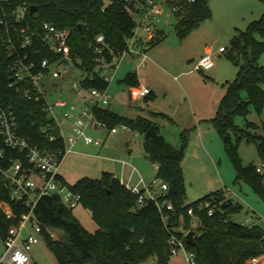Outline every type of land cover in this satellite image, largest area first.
I'll list each match as a JSON object with an SVG mask.
<instances>
[{
    "label": "trees",
    "instance_id": "16d2710c",
    "mask_svg": "<svg viewBox=\"0 0 264 264\" xmlns=\"http://www.w3.org/2000/svg\"><path fill=\"white\" fill-rule=\"evenodd\" d=\"M24 1L36 7L40 20L48 21L58 29H69L71 57L83 71L81 86L106 91L108 80L101 74L100 61L113 66L115 58L127 48L135 29V22L123 0H16V4ZM208 1L168 0L169 5L176 8L175 26L180 40L211 16ZM260 1L264 4V0ZM78 25H81L82 33ZM100 34L105 38V46L97 53L96 38ZM163 37L164 31L158 30L149 44L153 46ZM263 52L264 14L232 38L228 58L237 67V75L232 82H227L225 95L210 122L234 164L237 179L249 183L264 199V175L258 173L253 164L244 166L238 151L241 139L254 142L258 156L264 161V125L262 132L256 133L259 126L253 122L247 121L244 127L235 123L238 115L246 117L252 111L261 114L264 110V66L258 62ZM44 57H50L45 50L37 59ZM10 62L11 58L0 43V99L12 107L20 136L30 139L42 150L63 151L59 128L43 111L42 102L27 99L22 93L8 88ZM121 82L129 88L140 85L135 72L128 73ZM155 97L151 92L145 100L150 102ZM93 112L98 120L111 128L121 124L143 136L146 157L158 165L156 178L168 186L159 199L170 200L173 210L167 212L168 219L164 221L154 202L148 201L146 206L138 207L137 197L110 172H103L98 179L83 177L73 185L59 174V180L80 195V204L90 211L99 227L95 232H89L58 194L43 195L33 213L43 227V240L59 264H146L150 258H155L157 264H169L172 255L168 241L172 236L184 239L193 229L197 239L193 245L186 243V248L195 254L196 264H249V260L264 256V228L231 220L233 214L243 210L241 203L228 200L221 191L190 203L186 201L181 163L189 131L182 132L181 146L177 148L153 121L143 117L124 118L98 106ZM7 155L27 165L25 153L7 151ZM1 165L6 168L9 162L3 161ZM1 202L8 203L14 213V217L9 218L0 206V238L5 243L28 208L12 198L0 173ZM206 203L209 207H204ZM209 208L213 209L210 216L207 214ZM189 209L193 215L188 214ZM194 220L198 222L196 228H193ZM52 230H60L63 235L55 238Z\"/></svg>",
    "mask_w": 264,
    "mask_h": 264
},
{
    "label": "built area",
    "instance_id": "2783aa9c",
    "mask_svg": "<svg viewBox=\"0 0 264 264\" xmlns=\"http://www.w3.org/2000/svg\"><path fill=\"white\" fill-rule=\"evenodd\" d=\"M123 2L127 5V11L135 22V29L133 37L128 41L127 48L120 57L141 56L143 60L146 58L145 49L160 30L164 6H168L173 13L176 8L169 5L168 0H123ZM31 6L26 1L16 4V0H0V43L11 58L8 88L22 93L27 99L42 102L43 111L59 128L64 149L53 153L48 152L33 144L30 139L20 136L12 107L7 106L0 99V173L12 198L28 208V212L19 218L12 235L5 241V251L0 257V264H33L31 259L33 247L43 240V227L36 220L33 210L43 195L58 194L63 204L69 209L80 205V195L58 178L60 164L78 140H83L87 145L99 146L100 141L88 136L86 130L107 126L106 123L98 120L93 112L94 107L108 104L109 96L105 91L96 88L85 89L80 82H73L71 91L77 96H84L83 107L77 109L76 106L69 105L66 100H56L54 104L49 102L48 82L63 77L68 73L69 67L75 65L69 45L70 31L67 28L58 29L52 23L40 20L37 9L32 12ZM38 20L40 22L36 23ZM96 43L95 51L101 53L105 46V38L102 34L96 38ZM43 50L50 57L38 60L37 57ZM225 51L226 48L223 46L218 49V53ZM214 65L212 54H205L196 62L194 70L203 73L211 70ZM100 66L112 68L114 65H107L100 61ZM150 93L151 90L148 87H141L137 96L145 97ZM55 107L67 108L61 122L57 121V116L54 114ZM65 120L72 121L73 135L67 138L62 135L60 126V123ZM122 127L131 131L125 125ZM110 133L114 135L118 133V129L111 128ZM7 151L25 153L27 165H24L20 159L8 156ZM6 160L9 165L5 168L1 163ZM156 167L158 169L157 164ZM263 169L264 161L256 167V171L261 173ZM157 179L150 183L140 180L133 186L121 183L137 197L138 207H144L148 201H152L162 219L167 221V212L173 210V205L170 200L159 199L160 195L167 192L168 186L167 183ZM0 206L7 217H14L8 203L1 202ZM204 207H209V203H206ZM188 214L193 215L192 209L188 210ZM207 214L212 215L213 209L209 208ZM27 224L30 229L27 235L23 236L22 232L27 229ZM168 245L172 256L183 251L187 264H196L195 254L186 248L185 236L184 239L172 236ZM249 264H255V259L249 260Z\"/></svg>",
    "mask_w": 264,
    "mask_h": 264
},
{
    "label": "rangeland",
    "instance_id": "374dc122",
    "mask_svg": "<svg viewBox=\"0 0 264 264\" xmlns=\"http://www.w3.org/2000/svg\"><path fill=\"white\" fill-rule=\"evenodd\" d=\"M208 7L211 16L199 25L201 27L198 26L200 28L197 31L198 33H195L194 37H190L182 45L183 43L179 39L175 26L176 16L165 5L161 24L164 29V37L152 46V48H158V53L154 56L151 51H146L145 54L147 62H154L161 68L166 69L167 72L175 73L172 72L173 69L170 70L167 66H176L179 69L187 65L189 57L199 54L203 44H211L215 49V66L205 74L198 73L207 81L211 80L207 77H212L211 73H213L215 77H213L212 82L219 89H224L226 92L227 82H232L236 78L238 70L228 58L231 40L238 33L245 31L251 22L258 20L264 14V4L260 0H209ZM256 37L259 40L261 39L259 35ZM220 46L225 47L227 51L218 53ZM216 53L220 56H216ZM141 59V56L131 58L128 55L125 57L124 62L130 60L133 65L137 66ZM117 62L118 58H115L114 64ZM258 62L259 65L264 66V52L259 55ZM140 69L146 72L144 66ZM113 73V69L105 68L102 70L103 76L108 78L106 94L109 96V104L99 105L98 107L103 109L115 107L119 111H127L131 116L144 115L148 106L145 97L132 99L130 96L131 88L120 83L126 74L121 77L120 71H118L112 77ZM82 77V69L76 65H71L68 73L64 74L63 77L48 82L49 102L54 104L56 100H66L69 105H74L77 109L83 107L84 96H77L71 91L73 82L79 83ZM146 87H148V84H146ZM262 88L264 89V85H262ZM66 110L67 108H54V114L57 116L58 122H61ZM75 113L77 114V112ZM247 121L257 124L260 129L258 128L256 133H261V128L264 125V110L261 114L252 111L246 117L238 115L235 118V123L240 127H244ZM60 126L62 135L65 138L73 135L71 130L72 121L65 120L60 123ZM113 127L118 129L117 134H111V127L109 126L87 129L86 134L99 140L100 145H87L83 140H80L75 143L76 146H73L71 152L66 153L60 164L59 173L69 185H73L83 177L98 179L103 172H113L117 177L120 178V175L123 177V183L133 186L138 180V175L135 176L133 181H130L132 168L129 166L123 168V161L136 166L142 176L149 180L148 183L156 179L155 163L145 158L143 153V136L139 132L124 129L121 124ZM215 134L216 137L211 149L205 150L207 155L199 150L195 151V157L188 159L186 170L182 166L183 172L185 171L186 201L190 203L205 195L221 191L226 198L229 196L234 203L239 202L243 205V210L240 213L231 216L232 221L244 225L257 224L264 228V199L253 190L249 183L237 179L236 169L225 151L223 141L217 132ZM238 151L244 166L249 164L256 167L260 166L262 159L258 156L254 142L241 139ZM131 155L135 159H129ZM184 157L185 154L183 160ZM260 174L264 175V169ZM73 214L89 232H95L99 228L92 219L90 211L81 204L73 209ZM197 225L198 222L194 220L193 228H196ZM29 229L30 226L27 224V229L22 232L23 236L27 235ZM51 233L55 238L63 235L60 230H52ZM4 251L5 244L0 238V257ZM31 259L35 264H59L44 240L33 247ZM146 264H157V261L155 258H150ZM169 264H187L184 252L179 251L178 254L171 256Z\"/></svg>",
    "mask_w": 264,
    "mask_h": 264
},
{
    "label": "crops",
    "instance_id": "0c3cea01",
    "mask_svg": "<svg viewBox=\"0 0 264 264\" xmlns=\"http://www.w3.org/2000/svg\"><path fill=\"white\" fill-rule=\"evenodd\" d=\"M199 27L197 29H194L186 38L180 40L181 43H183L182 45H184L187 39H189L190 37H194L195 33H198L197 31L198 29H200ZM160 30H164L162 25L160 26ZM157 49V47L152 48V46H148V48L145 49V53L146 51H151L152 53H154L153 55L156 56L158 53ZM214 53L215 49L211 44H203V47L198 55H192L191 57H189L187 65L179 69L176 66H167L170 70L173 69L174 71L172 72L175 73H169L166 71V69L161 68L160 66L149 60V62H147V58L143 60L141 59L137 66L133 65L130 60L124 62L125 57L128 55L119 57L118 62L114 64L112 68H110V66L102 67V70L105 68L113 69L114 73L112 77L115 73H118V71H120L121 77L124 74L127 75L130 72H135L137 74L140 85L138 88H131L130 96L132 99L138 97L137 94L139 88L146 87V84H148V88L156 96L153 101L148 102V106L145 109V114L142 116H131L129 115V113H127V111H119L115 107L109 110L124 118L134 119L137 117H143L157 123L161 127L162 132L167 140L177 148L181 146L182 132H190L188 143L185 149V157L181 163L184 170H186L185 167L188 163V159H193L195 157V151L199 150L203 154L207 155L205 150L211 149L212 143L214 142L216 137V130L211 125L210 120L216 115L220 101L225 95V90L219 89L214 84V82H212L213 77H215L213 73H211L212 77L208 75L209 77L207 78H211V80L207 81L203 79L201 75L205 74L206 72L199 74L194 70L195 64L201 56L205 54H212V57L214 59ZM216 56L220 55L216 53ZM130 57L135 58L133 56ZM142 66H144V69L147 73L141 71L140 68ZM121 81L120 83H122ZM158 114H163L164 116ZM79 141L80 140H78L77 142ZM143 153L145 155L144 148ZM145 158H147L146 155ZM129 159L135 158H133V156L131 155L129 156ZM122 165L123 168H126L128 166L132 168L129 177L130 181H133L135 176L138 175L136 184H138L140 180L148 183L149 180L144 178L139 169L132 163L123 161ZM155 168L157 170L156 164ZM110 173L114 174V176L117 177L115 173ZM117 178L120 180V182L124 180L121 175L120 178ZM227 199L233 201V199L229 196ZM255 264H264V256L255 258Z\"/></svg>",
    "mask_w": 264,
    "mask_h": 264
},
{
    "label": "water",
    "instance_id": "95a60500",
    "mask_svg": "<svg viewBox=\"0 0 264 264\" xmlns=\"http://www.w3.org/2000/svg\"><path fill=\"white\" fill-rule=\"evenodd\" d=\"M35 10H36V7L31 6V11L34 12ZM78 28H79L80 32L82 33L81 25H78ZM196 239H197V235H196V232L194 230L188 231L187 234L185 235V240H186V243L188 245H193L195 243ZM124 264H129V263H124Z\"/></svg>",
    "mask_w": 264,
    "mask_h": 264
}]
</instances>
